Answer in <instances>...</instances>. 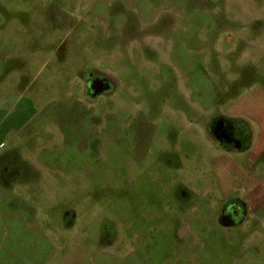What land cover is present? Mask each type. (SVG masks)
I'll return each instance as SVG.
<instances>
[{
  "label": "rangeland",
  "instance_id": "374dc122",
  "mask_svg": "<svg viewBox=\"0 0 264 264\" xmlns=\"http://www.w3.org/2000/svg\"><path fill=\"white\" fill-rule=\"evenodd\" d=\"M0 264H264V0H0Z\"/></svg>",
  "mask_w": 264,
  "mask_h": 264
},
{
  "label": "flooded vegetation",
  "instance_id": "af4514ba",
  "mask_svg": "<svg viewBox=\"0 0 264 264\" xmlns=\"http://www.w3.org/2000/svg\"><path fill=\"white\" fill-rule=\"evenodd\" d=\"M82 80L86 95L92 98H99L114 87L108 76L95 70H86ZM99 91L102 92L93 97ZM207 130L211 139L224 150L238 152L249 148L251 130L246 123L239 119L217 114L209 121ZM249 209L245 198L234 195L226 197L218 213V224L225 228L239 226L247 217Z\"/></svg>",
  "mask_w": 264,
  "mask_h": 264
},
{
  "label": "water",
  "instance_id": "95a60500",
  "mask_svg": "<svg viewBox=\"0 0 264 264\" xmlns=\"http://www.w3.org/2000/svg\"><path fill=\"white\" fill-rule=\"evenodd\" d=\"M102 91L97 92L93 97H96L97 95H99Z\"/></svg>",
  "mask_w": 264,
  "mask_h": 264
}]
</instances>
